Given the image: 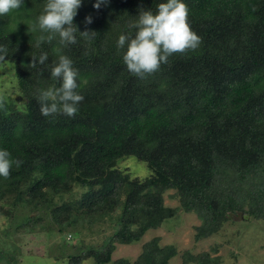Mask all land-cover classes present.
Here are the masks:
<instances>
[{
	"label": "trees",
	"instance_id": "trees-1",
	"mask_svg": "<svg viewBox=\"0 0 264 264\" xmlns=\"http://www.w3.org/2000/svg\"><path fill=\"white\" fill-rule=\"evenodd\" d=\"M45 2L23 0L0 16V46L8 49L16 81L14 97L0 105V149L22 161L8 180L0 178L7 239L0 247H12L0 249V261L21 262L11 231L36 232L40 240L57 236L51 246L60 254L43 253L65 264H169L176 248L159 245L157 235L132 261L112 260L111 253L178 211L198 220L195 243L238 216L264 222V0H183L201 44L171 56L146 79L127 70L117 40L135 33L130 25L139 9L155 12L166 0H105L99 9L96 0H81L73 23L96 37L77 33L75 44L62 47L57 37L37 48L41 33L32 25ZM58 47L78 71L83 100L73 117H45L36 99L38 88L60 86L51 76ZM41 52L48 59L31 67ZM125 156L149 173L131 176L118 166ZM166 191L177 205L164 204ZM217 246L184 249L180 264H215Z\"/></svg>",
	"mask_w": 264,
	"mask_h": 264
},
{
	"label": "clouds",
	"instance_id": "clouds-1",
	"mask_svg": "<svg viewBox=\"0 0 264 264\" xmlns=\"http://www.w3.org/2000/svg\"><path fill=\"white\" fill-rule=\"evenodd\" d=\"M105 0H96L93 8L99 9ZM81 0H46L42 11L32 25L33 32L41 34L36 39V47L42 43H51L58 37L62 47L77 42V33L85 40H92L97 33L90 30L78 32L73 23ZM23 7V0H0V16ZM136 20L130 25L135 29L133 35L121 34L117 40V48L123 49V62L127 70L140 79L158 72L162 64H167L173 55H184L195 51L201 44V37L191 28L188 20V7L183 0H166L156 5L155 12L139 9ZM92 22L90 16L85 17V23ZM58 60L51 66L52 78L60 81V86H49L36 90V99L43 116L63 114L73 117L78 112V104L83 96L78 91V71L73 67V61L62 54V48L56 49ZM6 46H0V64L8 63ZM48 59L41 52L38 61L32 57L31 67L36 63L43 64ZM5 103V97L0 96V105ZM21 160L13 159L10 152L0 149V178L8 180L13 166L19 167Z\"/></svg>",
	"mask_w": 264,
	"mask_h": 264
},
{
	"label": "rangeland",
	"instance_id": "rangeland-1",
	"mask_svg": "<svg viewBox=\"0 0 264 264\" xmlns=\"http://www.w3.org/2000/svg\"><path fill=\"white\" fill-rule=\"evenodd\" d=\"M11 65L12 63L8 62L0 66V96L5 97V101H8V98H13L15 93L13 86L16 81ZM118 166L126 169L131 176L143 177L149 173L144 163L136 160L133 156L121 158L118 161ZM170 192H165L164 204L175 206L177 205V201L174 198L167 197V193ZM234 220L235 222L233 223L226 222L218 234L195 243L192 240V226L197 224L198 220L192 213L178 211L173 218L167 220L160 227L147 230L142 235L140 241L130 244H115V248L111 253V259L125 257L132 261L138 254L140 245L151 236L157 235L160 238L159 245L172 244L176 248L177 253L170 259L169 264H180L179 255L184 249H189L192 253L201 250L210 251L209 247L213 243L218 245L216 252L211 253V255H217L219 259L215 264H264V222L248 219L245 215L235 217ZM2 223H4V220L0 218L1 246L7 244V239L1 233ZM38 236L39 234L36 232L11 231L8 237L10 240L16 242L17 252L20 253L16 257L21 260L19 264H65L43 253L46 250L45 252L50 256L60 254L57 247L51 246L53 242L57 243L58 237L40 240V236ZM92 236L95 237V234L93 233ZM66 238L68 236H65ZM70 238L65 241L69 245L67 247H70L73 243V240H70ZM83 239L91 241V235L90 239L88 237H84ZM0 249L6 253H10L12 247H0ZM68 249L63 248L62 250L66 252ZM0 264L7 263L5 260H1ZM82 264H92V262L88 259L82 261Z\"/></svg>",
	"mask_w": 264,
	"mask_h": 264
}]
</instances>
